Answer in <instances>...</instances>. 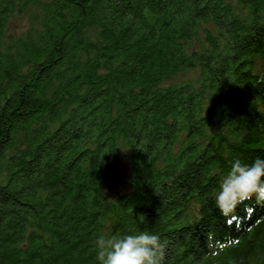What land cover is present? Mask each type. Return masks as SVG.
Returning a JSON list of instances; mask_svg holds the SVG:
<instances>
[{"label":"trees","instance_id":"16d2710c","mask_svg":"<svg viewBox=\"0 0 264 264\" xmlns=\"http://www.w3.org/2000/svg\"><path fill=\"white\" fill-rule=\"evenodd\" d=\"M257 155L264 0H0V264L144 229L164 264H264V206L212 201Z\"/></svg>","mask_w":264,"mask_h":264},{"label":"clouds","instance_id":"9594fccd","mask_svg":"<svg viewBox=\"0 0 264 264\" xmlns=\"http://www.w3.org/2000/svg\"><path fill=\"white\" fill-rule=\"evenodd\" d=\"M212 201L226 218L238 215L239 208L250 214L255 206H264V155H257L250 163L234 158ZM207 244L215 248L211 237ZM94 248L99 264H164L166 241L156 231L130 230L98 234Z\"/></svg>","mask_w":264,"mask_h":264},{"label":"rangeland","instance_id":"374dc122","mask_svg":"<svg viewBox=\"0 0 264 264\" xmlns=\"http://www.w3.org/2000/svg\"><path fill=\"white\" fill-rule=\"evenodd\" d=\"M20 25H23V23H20V22H17L15 21L14 23V29H17L19 28ZM119 174V180L121 182V184L119 185V183H117L116 181L114 180H111L109 181L108 185H107V188L108 189H111V188H115V189H119V188H124L126 186V176H127V171L125 168H122L121 171L118 172Z\"/></svg>","mask_w":264,"mask_h":264}]
</instances>
